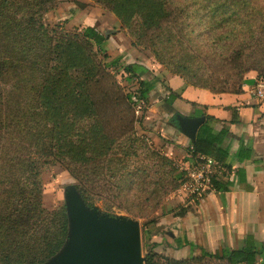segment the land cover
Listing matches in <instances>:
<instances>
[{
  "label": "trees",
  "instance_id": "1",
  "mask_svg": "<svg viewBox=\"0 0 264 264\" xmlns=\"http://www.w3.org/2000/svg\"><path fill=\"white\" fill-rule=\"evenodd\" d=\"M52 1L0 0V264H42L67 239L69 221L65 205L52 209L41 206L40 163L52 161L62 165L89 201L100 200L103 194H106L104 200H109L110 190L118 189L119 183L124 182L115 172L112 148L127 133L119 129L110 131V120L95 111L90 91L107 73L103 69L106 65L103 68L99 65L97 52L89 43L104 50L106 38L91 26L80 33L47 32L40 14ZM98 1L123 26L137 28L138 40L148 41L156 56L162 44L160 38L168 35L182 14L181 8L168 7L166 0ZM214 3L215 8L225 9L228 16L236 15L244 2L216 0ZM235 55L230 60L231 70L244 72L236 89L225 92H238L244 73L250 70L260 79L264 76V71L257 73L254 65H247L246 58L238 62L242 51ZM119 60L120 57H114L110 65H116ZM122 69L138 85L135 95L120 96L126 104L135 105L152 88L153 77L140 79L147 69L137 62L127 63ZM8 80L13 87L8 95L13 98H19L18 85L30 83L29 90L38 98L44 115H18L17 108L13 114L4 103L1 89ZM24 89L27 90L26 86ZM108 97H103L106 102L110 100ZM129 116L133 125L134 115ZM35 118H40L42 125ZM210 145L197 138L190 149V159L194 161L196 155L209 157L224 166L220 149H217L218 157L208 154ZM127 156L121 153L115 161H125ZM217 171L210 177L213 191L224 190ZM198 255L191 253L188 258L174 259L150 252L143 264H264V241L249 233L241 247L205 250Z\"/></svg>",
  "mask_w": 264,
  "mask_h": 264
},
{
  "label": "rangeland",
  "instance_id": "2",
  "mask_svg": "<svg viewBox=\"0 0 264 264\" xmlns=\"http://www.w3.org/2000/svg\"><path fill=\"white\" fill-rule=\"evenodd\" d=\"M214 1L166 0L168 7L181 8L182 14L168 35L160 38L162 44L158 43L157 56L148 41L138 40L137 28L123 26L98 0H53L47 10L41 12L40 22L52 35L80 33L91 26L105 36L104 50L89 43L97 52L99 65L102 68L106 65L103 69L107 73L98 84L91 86L94 109L98 115L108 116L110 131L119 129L127 133L118 138L112 148L115 172L124 182L119 183L118 189L110 190L107 201L104 200L106 194L100 200L85 199L76 188L74 178L58 162L40 163L41 206L52 209L65 205L69 221L67 239L42 264H70L83 258L76 212L97 222L112 220L135 224L139 229L143 260L150 252L180 259L188 258L191 253L201 256L205 250L213 251L198 244L184 246L188 241L180 217L195 209L201 199L192 193L196 181L185 172L181 174L183 170L191 173L195 168L187 167L190 148L184 145L166 148L163 142H155L151 130L143 123L145 103L137 108L126 104L120 95L137 93V80L128 78L122 69L131 62L146 65L162 83L166 75H172L181 79L183 85H196L213 92L236 89L244 72L231 70L233 62L230 60L237 51H242L238 62L246 58V64L254 65L257 73L264 71V0H243L237 14L228 16L225 9L215 8ZM225 56H229L228 59ZM114 57L120 60L110 65ZM245 74L247 72L243 78ZM261 78L264 80V76ZM6 84L1 86L3 99L13 114L17 108L18 115H44L38 98L29 90L30 83L18 85L19 98L8 95L13 87L10 80ZM104 96H109V102ZM129 115H134L133 125ZM35 120L40 121V118ZM121 153L128 155L125 161H115ZM123 165L126 168L121 169ZM182 246L183 250L179 249Z\"/></svg>",
  "mask_w": 264,
  "mask_h": 264
},
{
  "label": "crops",
  "instance_id": "3",
  "mask_svg": "<svg viewBox=\"0 0 264 264\" xmlns=\"http://www.w3.org/2000/svg\"><path fill=\"white\" fill-rule=\"evenodd\" d=\"M141 64L147 71L140 79L153 77L141 100L146 107L143 123L153 140L166 148L192 149L199 138L211 143V157L220 156L221 150L224 166L217 173L224 190L207 192L195 209L180 217L185 239L211 252L241 247L249 233L264 241V87L261 97L251 94L260 78L249 71L238 92L217 93L183 85L172 75L162 83Z\"/></svg>",
  "mask_w": 264,
  "mask_h": 264
},
{
  "label": "water",
  "instance_id": "4",
  "mask_svg": "<svg viewBox=\"0 0 264 264\" xmlns=\"http://www.w3.org/2000/svg\"><path fill=\"white\" fill-rule=\"evenodd\" d=\"M80 229L83 258L70 264H139V229L130 221H93L76 212Z\"/></svg>",
  "mask_w": 264,
  "mask_h": 264
},
{
  "label": "built area",
  "instance_id": "5",
  "mask_svg": "<svg viewBox=\"0 0 264 264\" xmlns=\"http://www.w3.org/2000/svg\"><path fill=\"white\" fill-rule=\"evenodd\" d=\"M264 81L262 79L257 80L254 85L251 94L255 97H261L263 95ZM143 102L139 100L135 103L137 108L141 107ZM195 167L191 173L184 171L187 175H190L195 181V189H192V193L197 195L196 197L201 198V195L207 192L213 191L210 189V177L219 170L221 166L209 157L196 155L194 161L188 159L187 167Z\"/></svg>",
  "mask_w": 264,
  "mask_h": 264
}]
</instances>
